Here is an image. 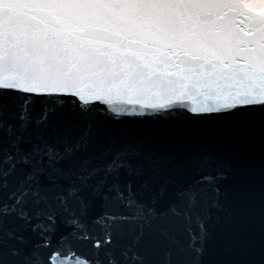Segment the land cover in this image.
<instances>
[{
	"label": "snow or ice",
	"instance_id": "snow-or-ice-1",
	"mask_svg": "<svg viewBox=\"0 0 264 264\" xmlns=\"http://www.w3.org/2000/svg\"><path fill=\"white\" fill-rule=\"evenodd\" d=\"M0 264H264V0H0Z\"/></svg>",
	"mask_w": 264,
	"mask_h": 264
}]
</instances>
